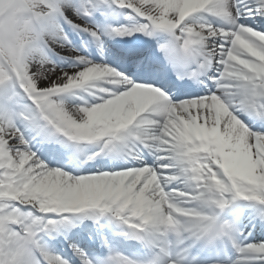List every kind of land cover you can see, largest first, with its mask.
<instances>
[{
  "label": "snow or ice",
  "instance_id": "1",
  "mask_svg": "<svg viewBox=\"0 0 264 264\" xmlns=\"http://www.w3.org/2000/svg\"><path fill=\"white\" fill-rule=\"evenodd\" d=\"M114 2L135 22L112 31L165 34L159 50L204 94L171 97L80 55L59 69L71 31L99 39L104 0H0V264H264L236 203L264 221V131L239 118L264 127V0ZM101 154L125 163L79 171ZM66 159L72 171L52 166ZM72 214L115 218L142 252L62 256L46 237Z\"/></svg>",
  "mask_w": 264,
  "mask_h": 264
},
{
  "label": "bare ground",
  "instance_id": "2",
  "mask_svg": "<svg viewBox=\"0 0 264 264\" xmlns=\"http://www.w3.org/2000/svg\"><path fill=\"white\" fill-rule=\"evenodd\" d=\"M109 1L113 2L114 0H109ZM125 9L126 8H124V10ZM246 19L253 20L252 17H246ZM134 22L135 20L133 19L132 14L125 15L123 10L116 11V9L110 6L108 0H104V10L101 12L95 13V18L93 20V23L97 25L98 31L100 33L99 39L92 37L87 32H77L79 35H76L73 33L74 31H71L70 38L72 39V48L66 49L63 52V54L65 55H67L66 53H69L68 54L69 56L67 55L68 56L67 57V56L59 55L58 59L56 58L54 59L53 57L56 65L58 66L59 69H65V70H70V71L76 70V68L78 67L77 61L74 58L76 55L84 56L94 63H103L106 65L112 62L110 61V59H113L114 61L116 62L118 61V63L122 64L121 67L123 68L125 67L126 69H128L130 71V74L135 73L136 75L135 78H147L148 75L146 74L150 70H152L153 68L162 69L164 65L162 64L155 65L154 62L156 61L154 62L144 61L145 59H141L139 57L138 59L140 60L138 59L134 60V59L127 58L126 59L127 61L123 64L122 56H124V54L121 51V49H117V48L112 49L110 47L107 48L106 46L107 40L109 39L114 40L116 39V37L119 36V35H116L112 31L114 27L121 26V25H130ZM254 26L256 30L263 31V29L259 27L257 20H254ZM133 34L130 37H133L134 36ZM161 35L163 37L165 36V34L163 33H161ZM159 36L160 35L153 36V38L156 39ZM92 44H96L97 46L100 47V50L103 51L102 55L97 54V52L92 48ZM157 49H159V45H157ZM139 54L142 55L141 53ZM161 57L167 63H169V61L163 55L162 52H161ZM170 65L173 66L171 63ZM149 80L156 82L155 79L153 78H149ZM239 118L242 119L250 128H252V130L264 131V127H260L259 123H250V121L253 120V117H251L248 113L240 112ZM256 128L258 129L256 130ZM91 147L93 148L94 151H99V149L96 148L95 146H91ZM38 155H40L39 152H38ZM41 158H43V156ZM98 159L99 161L104 160L107 162H112L111 160H114L111 156H104L101 154L100 156L97 157L96 160L94 159L95 161L86 160L84 164L81 166V168L79 169V171L83 172L86 168H88L89 165H96L97 168H99L100 165L98 163ZM122 163H125V161H122ZM52 166L63 167L64 170H68V171L73 170L71 163L67 159L62 160V161H53ZM105 170H110V169L106 168ZM172 185L179 186L177 181H172L169 187H171ZM236 203L239 209L238 222L243 229L244 235L248 238V240H252L253 238L257 240L264 239V230H261L260 228H258L259 224L264 223V221L260 219L258 211H257V208L259 206L252 207L250 206L249 202H246V201H238ZM51 218L59 219V216H52ZM84 218L88 220L89 222L88 223L86 221L82 222V219ZM72 221H73L72 226L70 227L61 226L55 235L51 237H46L47 244L49 243L48 241L49 239L55 238V236L59 234V235H62L60 239H63L64 241L65 240L69 241L71 239L77 240L78 243L76 242V245L82 248L84 251H86L90 256H101L100 249L106 250L107 248V252H109L108 245L105 243V241L107 243L115 242L116 245L122 248H125V249H127L126 247H128L125 244L116 243V242H120L123 239V238H120V235H118V233L120 232L122 233L124 231V226L119 224L117 220L113 217L102 215L100 216L98 220H93L92 218L88 217L85 214H72ZM94 221H96L97 224L93 225L92 222ZM109 228L111 231L107 233ZM86 233H87V236L85 235ZM84 236L87 238V240H84L85 239ZM55 243H60V240L56 241ZM50 244L52 243L50 242ZM48 246L53 251H55V248H52L53 246L51 245H48ZM134 248H136L135 250H136V253L138 254H140L143 250L142 245H137ZM56 252L66 257V254L64 255V253L59 251V249ZM66 258H70V257H66ZM71 259L75 260L76 258H71Z\"/></svg>",
  "mask_w": 264,
  "mask_h": 264
},
{
  "label": "rangeland",
  "instance_id": "3",
  "mask_svg": "<svg viewBox=\"0 0 264 264\" xmlns=\"http://www.w3.org/2000/svg\"><path fill=\"white\" fill-rule=\"evenodd\" d=\"M108 2H109V4H110V6H112L114 9H116V11H121V10H123V12H124V14L126 15V14H130L131 15V10L130 9H125L124 10V8L123 7H121V6H119V5H117L116 3H113V2H111V1H109L108 0ZM257 22H258V24H259V27L261 28V29H264V25H261L260 24V21L259 20H257ZM74 34H76V35H79L76 31H74L73 32ZM97 49V48H96ZM100 49V48H99ZM99 49H98V51H96L98 54H101V50L99 51ZM67 55L69 54V53H66ZM60 55H62V56H67V55H65V54H63V53H61ZM69 56V55H68ZM67 56V57H68ZM128 58H129V56H127ZM58 59L59 58V55H57V56H54V59ZM130 59V58H129ZM127 61V60H126ZM121 73V72H120ZM122 75H125L124 73H121ZM77 91V93H80V94H83V95H85V96H87V94L86 93H83L82 92V90H76ZM78 97H76V96H72V95H68L67 96V99H69V100H75V99H77ZM255 123H260L259 121H256ZM258 128H256V130H257ZM112 162H110V164H118V163H122V161L123 160H120V159H115V160H111ZM87 169V168H86ZM87 235V234H86ZM59 237V238H58ZM62 237V235H56L55 236V238H51V239H49L48 241H49V243H48V245H51V246H53L52 248H55V252L56 251H58V249H59V251H61L62 253H64V255L66 254V255H68V256H71V257H74V256H72V249L69 247V245L70 244H75L76 245V242H77V240H75V239H71V240H69V241H67V240H63V239H60ZM82 239V238H81ZM58 240H60V243H55L56 241H58ZM50 242L52 243V244H54V245H52V244H50ZM59 247V248H58ZM70 254V255H69ZM68 256H66V257H68ZM75 258V257H74Z\"/></svg>",
  "mask_w": 264,
  "mask_h": 264
}]
</instances>
